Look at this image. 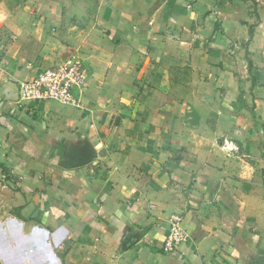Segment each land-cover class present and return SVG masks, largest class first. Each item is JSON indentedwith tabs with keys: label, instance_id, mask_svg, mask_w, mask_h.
Wrapping results in <instances>:
<instances>
[{
	"label": "crops",
	"instance_id": "obj_1",
	"mask_svg": "<svg viewBox=\"0 0 264 264\" xmlns=\"http://www.w3.org/2000/svg\"><path fill=\"white\" fill-rule=\"evenodd\" d=\"M0 264H264V0H0Z\"/></svg>",
	"mask_w": 264,
	"mask_h": 264
},
{
	"label": "built area",
	"instance_id": "obj_2",
	"mask_svg": "<svg viewBox=\"0 0 264 264\" xmlns=\"http://www.w3.org/2000/svg\"><path fill=\"white\" fill-rule=\"evenodd\" d=\"M88 77L89 72L82 61L74 56L69 57L53 67L41 70L32 79L21 81L18 84L19 99L33 102L58 101L78 105L80 103L78 93L86 85ZM182 221L180 215L175 214L170 217V230L162 248L164 253H175L181 245L190 240V235L182 227Z\"/></svg>",
	"mask_w": 264,
	"mask_h": 264
},
{
	"label": "rangeland",
	"instance_id": "obj_3",
	"mask_svg": "<svg viewBox=\"0 0 264 264\" xmlns=\"http://www.w3.org/2000/svg\"><path fill=\"white\" fill-rule=\"evenodd\" d=\"M227 152H230V149L229 148H224ZM229 155L231 154V153H228ZM236 156V155H235ZM234 155H233V157H235ZM239 159H237V161H238Z\"/></svg>",
	"mask_w": 264,
	"mask_h": 264
}]
</instances>
